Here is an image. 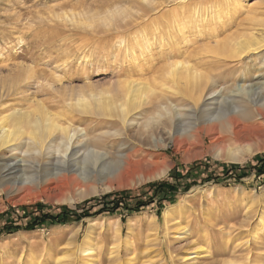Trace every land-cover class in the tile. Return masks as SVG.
<instances>
[{
	"label": "rangeland",
	"instance_id": "rangeland-1",
	"mask_svg": "<svg viewBox=\"0 0 264 264\" xmlns=\"http://www.w3.org/2000/svg\"><path fill=\"white\" fill-rule=\"evenodd\" d=\"M139 1L0 0V91H4L0 113L32 109L33 97L51 112L68 117L72 100L80 95L93 100V93L112 90L114 81L132 78L153 83L150 67L155 70L185 60L180 51L187 56L201 53L196 41L208 40L197 37L196 29L190 46L180 35L174 41L183 43L175 46L167 34L164 38L152 34L149 38L154 40L146 52L136 55L129 45L134 33L125 30L126 22L143 20L145 26L136 33L151 26L154 32L161 23L193 12L199 4L221 8L232 3ZM254 1L240 3L249 7ZM231 12L216 13V23L200 22L202 31L223 28L226 22L231 23L227 33L232 32L240 14L233 17ZM255 74L259 75L258 69ZM186 100L173 102L188 107ZM247 106L251 112L238 114L234 129L219 125L200 133V138L177 134L176 141L160 129L154 135L156 142L143 138V144L138 142L141 135L136 127L118 135L113 130L122 125L111 119L73 114L69 117L73 126L85 129L92 139L100 134L102 138L88 145L81 138L77 155L49 153L46 148L43 154L25 156V162L9 161L7 167L0 162L4 182L0 186V264H264V106ZM140 112L145 119L154 114L149 105ZM89 146L107 152L106 159L112 162L109 170L131 154L135 162L121 184L109 191H94L105 182L101 168L106 161L90 178L80 175V155ZM162 183L175 193L162 199L156 193ZM115 204L118 209L109 211ZM126 204L140 208L130 211ZM65 210L82 217L69 223L47 220L26 229L36 214L57 215ZM89 246L92 253L82 251ZM197 247L202 253L191 259Z\"/></svg>",
	"mask_w": 264,
	"mask_h": 264
},
{
	"label": "bare ground",
	"instance_id": "bare-ground-1",
	"mask_svg": "<svg viewBox=\"0 0 264 264\" xmlns=\"http://www.w3.org/2000/svg\"><path fill=\"white\" fill-rule=\"evenodd\" d=\"M141 1L144 4L146 2V0ZM240 1L232 0V3L221 8L214 7V5L211 7L207 3V6L201 7L202 4H199L194 10L192 9L193 12H187V14L181 16H173L161 23V26L159 23V29L154 32L153 29L151 30L153 28L151 26L144 33H136L137 30L145 26V22L143 23V20H136L130 24L125 20V30L132 34L134 33V37L129 39V45L136 55L139 52H146L152 40H154V38L151 40L149 36L153 35H159L160 38H164L163 35L167 34L168 38L172 40L171 45L180 46V43L184 42L190 46L192 44L191 32L193 29H196L198 33L197 37H206L205 40L208 41L199 44L201 43L198 40L199 38L196 39L193 37V40H198L196 43L198 45L197 47L201 48V53L192 55L190 52L189 54L192 56H187L180 51L178 55L180 57H187L185 60H179L155 70L150 67L149 70L153 71V83L129 78L124 82H112V90L106 89L98 93H93V100L80 95L75 101L72 100L69 103L73 110L68 106L71 110V115L68 117L59 112H51L41 99L33 97L30 99L34 107L32 109L30 107H22L12 109L6 113H0V162H3V166L6 164V167L9 161L17 163L25 162L27 161L25 156L32 153L33 155L34 153H40L41 150L46 148L49 153L51 150H55L56 154L62 153L63 155H67L71 153L72 155H77L75 153L76 149H78L77 145H79L77 142L81 138L84 145L88 141L92 140L93 142L96 139L98 141L99 138H102V135L99 133L100 135L94 136L93 140L91 138L92 136H87L85 129L73 126L69 117L72 116L71 118H73V114L75 113L80 117L82 115H91L111 119L114 123L122 125V129L113 130V133L118 135L124 134L128 128L136 127V131L141 135L138 141L141 144H143V138L145 141L148 138H152L156 142L157 139L154 138V135L160 129L169 132L174 141H176L177 134L198 136L200 138V133H208L209 130L215 129L219 125L224 128L234 129L238 125L236 116L242 112H251L250 109H246L247 105L258 108L264 106V0H256L251 5H248L249 7H244ZM137 2L141 4L139 0ZM123 10V12L126 11L125 9ZM220 11L226 14L233 11V17L236 16V13L240 14L237 17V19L239 18V22L236 23V28L232 32L227 33V28L231 23L223 22V28L220 26L217 29L216 27L219 26L217 25L216 27L214 26L216 29L210 27L211 31L204 33L201 29L202 25L200 22L207 23L213 21L216 23L217 19L215 15ZM150 12L153 14L152 11ZM177 35L184 38L182 40L183 42L179 43V40L174 41ZM150 40L151 43L149 42ZM255 69H258L259 75L255 74ZM131 72H128L129 75ZM254 79L255 81H253ZM3 98L4 91L2 90V92L0 91V106L3 105ZM173 99H179L181 101L188 99V107L173 102ZM148 105L153 108L154 114L150 116L151 114L149 113L150 115L148 116L150 117L145 119L143 118L144 116H141L140 111L144 106L146 107ZM63 119H67L66 122H62ZM100 148L97 146L85 148L84 152L80 155V168L78 169L80 175L82 174L86 179L90 178L103 161L108 162L101 168L105 172L103 177V181L105 182L102 183L101 187L95 188L94 191L98 193L99 191H109L116 185L121 184L123 175L126 174L128 176L130 174L126 172L128 170L131 171L130 168L135 162L132 161L131 154L126 155L118 161L115 167L109 170L111 161H107V152L102 151ZM230 152L232 153V151ZM52 153L50 155H53ZM233 155L236 154L233 153ZM1 167L2 164H0V170ZM59 169L61 171L63 170L62 168ZM61 178L63 179L62 175ZM0 186H4L2 174H0ZM7 188L9 189V186ZM92 249L89 246L82 249V251L86 253V251L91 252ZM193 253L195 254L191 259L198 257L202 252L197 247Z\"/></svg>",
	"mask_w": 264,
	"mask_h": 264
},
{
	"label": "trees",
	"instance_id": "trees-1",
	"mask_svg": "<svg viewBox=\"0 0 264 264\" xmlns=\"http://www.w3.org/2000/svg\"><path fill=\"white\" fill-rule=\"evenodd\" d=\"M238 167V166H232ZM238 169V168H237ZM261 172V170H260ZM162 199L166 198L169 194H174L175 190L170 186L169 184L162 183L158 186V190L156 192ZM119 207V204H115L112 208L110 207L108 210L115 212ZM126 208L130 209V211H137L140 208V205H134L130 206L129 204H126ZM102 211V210H101ZM82 215H75L74 211L71 210H65L63 212L58 213L57 215L54 214H36L35 217L31 222H28L30 224L27 225L26 229H34L37 223L44 222L47 220H51V223H69L72 222L74 219H80Z\"/></svg>",
	"mask_w": 264,
	"mask_h": 264
}]
</instances>
